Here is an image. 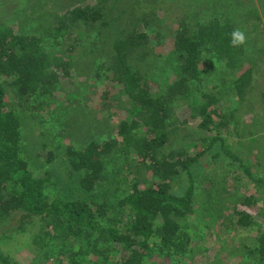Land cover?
Segmentation results:
<instances>
[{"label":"trees","instance_id":"16d2710c","mask_svg":"<svg viewBox=\"0 0 264 264\" xmlns=\"http://www.w3.org/2000/svg\"><path fill=\"white\" fill-rule=\"evenodd\" d=\"M139 2L129 5L136 28L113 34L107 62L111 64L108 72L112 80L126 97L127 116L114 126L115 136L111 134L101 143L91 141L78 149L70 144L65 147L66 179L61 188L47 169L57 158L53 157L55 152L46 151L45 144L32 152L35 143L29 134L30 125L25 124L26 115L43 124L46 117L39 112L43 113L49 106L48 100L57 102L61 94L58 72L69 77L72 66L59 57V48H55L58 37L72 34L75 38L73 30L78 25L110 32L113 20L105 6L66 4L55 26L46 31L48 38L20 34L9 26L0 27V223L15 213L20 214L18 230L34 221L41 222L36 244L44 252L43 260H52L53 264H116L117 261L118 264H143L154 253L182 264L192 251L189 248L192 239L185 227L187 219L185 226L181 224L185 220L180 219L193 212L195 184L201 182L203 188L211 182L204 172L203 161L216 155L234 167L228 172L234 189L246 188L247 181L264 188V177L254 176L251 165L228 149L219 135L201 138L198 150L191 142L189 146L174 147L177 139L173 137L179 128L172 115L176 95L194 99L200 96L203 103L195 100L192 103L193 112L200 117L198 127L208 132L216 124L222 127V117H227L226 90L243 101L257 67L255 57L264 54V50H254L253 46L250 49L249 42L239 47L231 45V33L237 23L229 16L232 10L227 9L228 0L211 1L214 6L219 5L212 10L207 7V0L202 3L190 0L182 8V17L171 18L170 22H176L178 29L171 34L173 49L167 54L168 63H152L159 73L156 75L155 69L151 70L154 78L150 81L158 82L162 77L159 84L164 87L167 79H163L168 74L160 72L165 64L170 65L176 73L172 87L168 95L153 91L147 82L149 79L143 78L131 64L135 54L145 64L153 52L148 44L160 46L162 43L157 35L151 40L148 37L146 29L155 12L152 8L150 12L144 11ZM120 4L121 0H117L111 8ZM139 9L142 11L138 13ZM49 40L55 43L51 44L55 54L48 52ZM169 56L174 57L173 62ZM213 61L218 69L211 64ZM223 69L227 73H221ZM230 75L231 80L226 82ZM67 96L69 100L75 99V93ZM85 103V107L92 104ZM83 123L97 124L94 117ZM87 128L83 131L87 132ZM73 129L66 128L64 134L73 135L76 131ZM188 138L186 134L180 140L186 142ZM118 153L124 161L132 154V159L150 173L151 182L144 188L134 180L129 185L127 180L121 183L119 176L123 169L108 167L107 161L111 154ZM39 167L43 174L36 176L34 172ZM173 183L184 187L183 193L173 191ZM225 195L222 193L219 198L225 201ZM236 217L238 227L250 226V216L244 211H237ZM105 246L120 247L122 254L115 256L116 263L109 259L106 254L109 248L106 252ZM248 257L251 264H264V232L255 238ZM9 263V255L0 251V264Z\"/></svg>","mask_w":264,"mask_h":264},{"label":"rangeland","instance_id":"374dc122","mask_svg":"<svg viewBox=\"0 0 264 264\" xmlns=\"http://www.w3.org/2000/svg\"><path fill=\"white\" fill-rule=\"evenodd\" d=\"M116 1L0 0V27H13L20 34L35 35L43 39L48 38L46 31L55 26L60 15L65 11L66 4L105 6L109 18L113 20L111 24L113 30L110 32L108 29L86 28L78 25L73 30L75 38L72 34L69 36L60 35L56 44L49 40L48 52H55L51 45L55 44V48H59L60 51L59 57H62V60L68 62L72 67L68 78L61 76V73L58 72L60 76L58 87L61 94L57 102L48 100L46 103H49V106L45 107L43 113L39 112L46 117L43 124H38V120L30 115H26L25 124L30 125L29 134L35 143L32 152L38 151L37 148L42 144H45L46 151L55 152L53 157L57 158L47 169L51 171L52 178L56 177L59 188L65 184L64 180L66 179L64 177L66 162L63 156L65 147L70 144L78 149L91 141L101 143L111 134L115 136L114 126L127 116L126 109H124L126 97L121 91V87L112 80L108 72L111 69V64H107V62L113 46V34H119L121 31L128 32L130 29L136 28L134 25L136 22L131 21L129 5L140 1L144 11L150 12L152 8L155 15L150 16L146 33L150 40L157 35L160 37L158 41H162L160 46L148 44L149 50H153V52L150 56L148 55L145 64L138 59V54L133 55L131 64L140 71L143 78L149 79L147 82L153 91L160 90L165 95H168L172 87L171 82L176 76V73L171 70V66L166 65L168 63L167 54L173 49L171 34L178 29L177 23L170 21L174 16L179 18L183 16L182 8L187 7L191 3L190 0H121L120 6L111 8ZM207 1V7L210 10L219 7L218 4H216L218 6H214V2H211L213 0ZM202 2L203 0H200L198 3ZM226 6L228 10H232L229 16L237 23L235 30L239 29L245 33V43L249 42L250 49L253 46L254 50H264V0H228ZM127 9L128 11L124 12ZM141 11L139 9L138 13ZM188 19L190 20L191 17ZM73 39L75 42L72 41ZM45 42L48 41L45 40ZM169 59L173 62L174 57L169 56ZM155 61L158 64L160 61L166 63L160 72V74L169 75L163 79L164 81L167 79L164 87L159 84L162 77L157 80L158 82L150 81L154 78L151 77V70L156 67L152 64ZM213 62L211 64L215 69H218V64ZM255 63L257 67L254 68L253 79L246 90L243 101H239L235 94H230L229 90H226L227 105L224 104L222 109L225 106L224 111L227 117H222V127L219 128L216 124L212 132L198 127L200 117L193 112L192 103L194 100L196 103L199 101L203 103L200 96H196L194 99L193 96L186 98L183 94L176 95V101L172 106V115L179 131L173 137L175 141L177 139L174 147L189 146L188 143L191 142V145L198 146L196 147L198 150L201 148L199 143L201 138H212L219 135L228 149L251 165L254 176L264 177V54L256 56ZM155 72L156 75L159 73L156 69ZM221 73L225 74L227 71L223 69ZM231 76L226 82L231 80ZM220 78L223 76L221 75ZM229 89L231 90V88ZM70 93H75L77 98L74 96L75 99L69 100L67 95ZM85 102H92V104L85 107ZM49 110H53L52 113L48 112ZM93 117L97 124L87 126L86 123H83L86 120L91 121ZM53 119L55 120L53 121ZM81 126L82 129H80ZM70 127H73V130L76 129L74 134H64L65 129ZM86 128L87 132H84L83 130ZM141 131L144 132V129L142 128ZM186 134L189 135L188 142H181L180 139ZM196 150L190 152L193 153ZM128 157L127 161H124L122 154H111L107 158L108 163L110 162L108 167L116 166L119 171L120 168L123 169L119 176L121 183L127 180L126 184L129 185L134 180L140 184V188H144L152 180L150 173L132 159L134 158L132 154ZM203 164L207 178H211V182H209L211 186L204 184L202 188L201 182L195 184L193 212L188 214L185 219L184 217L180 219V221L185 220L181 223L182 225L188 221L186 226H183L187 228L192 239L189 244L192 251L182 260V264H251L248 251L254 245L255 238L264 232V188L247 181L249 184L246 188L241 189L242 186L234 189L229 181L231 177L228 176V172L230 173L234 167L232 168V165L229 167L228 160L222 159L218 155L213 159L204 160ZM123 165L124 167H122ZM34 173L36 176H40L43 174V170L39 167ZM198 183L199 186H197ZM185 184L186 182L183 183V186ZM172 187L173 191L178 194L183 193L184 187L181 188L176 183H173ZM222 193H226L225 201L219 198ZM245 199L248 204H245ZM237 211H244L250 216V226L246 228L237 226ZM19 218L20 214L15 213L0 223V251L9 255V264H53L52 260H43L44 252L36 244L41 222L34 221V224L18 230L21 227ZM107 248H109L108 252ZM119 248L104 247L106 254H109V259L115 263L117 261L115 256L121 257L120 254H122ZM143 264L176 263L172 259L154 253Z\"/></svg>","mask_w":264,"mask_h":264},{"label":"clouds","instance_id":"9594fccd","mask_svg":"<svg viewBox=\"0 0 264 264\" xmlns=\"http://www.w3.org/2000/svg\"><path fill=\"white\" fill-rule=\"evenodd\" d=\"M245 41H246V35L243 31L237 29L231 33V45L233 47H239L243 45Z\"/></svg>","mask_w":264,"mask_h":264}]
</instances>
